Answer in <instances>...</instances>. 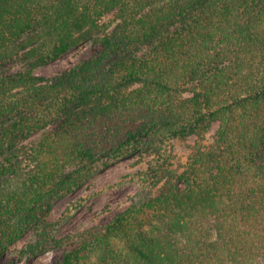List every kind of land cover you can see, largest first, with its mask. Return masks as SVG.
Masks as SVG:
<instances>
[{"label":"trees","instance_id":"16d2710c","mask_svg":"<svg viewBox=\"0 0 264 264\" xmlns=\"http://www.w3.org/2000/svg\"><path fill=\"white\" fill-rule=\"evenodd\" d=\"M87 42L74 67L35 73ZM189 136L179 172L168 142ZM144 145L155 195L99 228L39 231ZM32 228L27 259L75 243L56 264H264V0H0V264Z\"/></svg>","mask_w":264,"mask_h":264},{"label":"rangeland","instance_id":"374dc122","mask_svg":"<svg viewBox=\"0 0 264 264\" xmlns=\"http://www.w3.org/2000/svg\"><path fill=\"white\" fill-rule=\"evenodd\" d=\"M111 15L106 17L109 20ZM89 42L79 45L58 59L38 67L37 75L52 77L57 73L77 65L89 53ZM22 68L21 62L13 60L6 65L8 71H17ZM219 122H213L204 142L212 143ZM42 133L34 134L27 143L41 138ZM197 141L196 136L186 139H174L168 142V149L172 154V168L181 171L191 152V147ZM154 157V147L144 145L133 154L116 160L106 167L98 168L90 180L73 193L67 194L55 202L49 214L41 222L39 231L60 238L69 233H75L87 228H99L108 223L114 216L128 208L133 201H140L157 193L142 187L137 172L145 170ZM85 198L86 201L79 210L65 215L66 208L73 202ZM38 231L30 229L19 241L12 244L4 253L1 264H56L67 250L75 246L70 242L64 247L51 249L35 259H27L21 250L37 238ZM76 240V239H75Z\"/></svg>","mask_w":264,"mask_h":264}]
</instances>
